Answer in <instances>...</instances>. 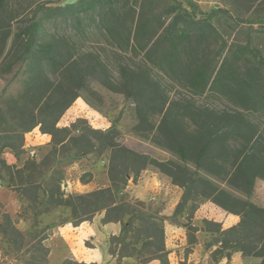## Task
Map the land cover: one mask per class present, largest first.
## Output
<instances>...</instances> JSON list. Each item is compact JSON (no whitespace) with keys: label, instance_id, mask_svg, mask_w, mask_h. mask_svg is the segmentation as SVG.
Instances as JSON below:
<instances>
[{"label":"trees","instance_id":"1","mask_svg":"<svg viewBox=\"0 0 264 264\" xmlns=\"http://www.w3.org/2000/svg\"><path fill=\"white\" fill-rule=\"evenodd\" d=\"M176 0H78L65 6L38 7L32 17L2 19L6 0H0V60L4 72L17 61L26 62L22 91L9 96L0 107V185L15 191L32 203L39 200L41 184L22 168L9 165L4 154L16 158L24 152L26 137L40 128L52 136L54 153L74 151L75 156L109 152L110 185L87 194L66 196L60 180L51 176L43 188L48 209L69 208L73 226L103 214L101 223L121 225L118 235L108 239L109 254L120 264L134 259L137 264H170L162 218L145 210L144 204L127 193L130 178L136 184L149 169L164 174L183 190L179 208L211 201L229 214L240 217L236 226L219 233V251L242 258H260L264 264V208L250 201L256 180L264 181V55L261 46L233 39L230 33L253 31L238 26L217 27L208 18L196 19L177 7ZM40 15V16H38ZM52 25L54 30H48ZM66 25L74 37L99 32L121 56L139 59L134 67H119L120 79L114 84L107 66L99 56L76 52L72 38L57 32ZM22 48L20 53L18 48ZM18 60L9 61L12 55ZM162 74L191 97L214 96L230 104L227 110L196 106L191 99H174L156 77ZM105 77L104 80H101ZM89 79L133 101L137 116L134 132L163 150L176 161H160L138 153L118 141V131L77 124L59 128L67 110L81 97ZM160 117L158 123L152 117ZM35 168V167H34ZM91 174L80 182L87 184ZM3 225L5 235L14 243L23 234L9 217ZM217 227V228H215ZM39 241L36 254L25 264H48L49 249ZM74 264H79L75 262Z\"/></svg>","mask_w":264,"mask_h":264},{"label":"rangeland","instance_id":"2","mask_svg":"<svg viewBox=\"0 0 264 264\" xmlns=\"http://www.w3.org/2000/svg\"><path fill=\"white\" fill-rule=\"evenodd\" d=\"M78 0H6V9L2 19L14 21L13 29L21 25L20 20L32 17L34 11L44 5L65 6ZM177 7L185 10L196 19H206L217 27L229 26L239 19L242 23L237 28L246 26L253 31H235L230 33V41L237 39L246 42L252 39L253 46H261L264 55V0H176ZM40 16V15H38ZM48 30H54L48 25ZM57 32L72 38L76 52L81 56L96 54L107 66V75L114 84L120 79L119 67L126 64L131 67L139 64V59L128 55H119L109 42L96 30L82 38L74 37V32L66 25H60ZM1 49V45H0ZM22 48H18L20 53ZM12 55L9 61L18 60ZM26 62L17 61L9 72H4L0 60V107L9 96H17L22 91L26 78ZM170 96L174 99H191L196 106L214 110H227L230 104L214 96L191 97L175 86L162 74L156 76ZM102 77L101 80H104ZM73 105L61 118L58 127L69 128L77 124L79 130L91 127L107 131L115 125L120 144L141 154L160 161H176L168 151L161 149L149 139L134 132L137 123L135 105L123 93L113 91L101 84V81L89 79L85 89L80 92ZM160 117H152L158 123ZM27 146L19 158L7 151L4 158L9 165L18 169L28 164L36 184H41L39 200L32 203L18 193L14 187L0 185V264H25L31 254H36L39 241L49 249L48 264H117L107 254L109 234L102 229L103 214H96L91 221L73 226L69 208L48 209L43 188L51 176L60 180L61 191L66 195L87 194L109 187L108 176L109 152H97L75 156L74 151L58 150L53 154L52 136H46L40 128L34 129L26 137ZM35 167V168H34ZM147 171V170H146ZM159 177L150 175L153 180L143 182L142 172L136 184L129 179L127 193L130 199L144 204L145 210L158 215L163 220L165 242L170 264H261L260 258H242L241 253H233L228 259L227 251H219L217 238L219 233L211 231L208 222L217 224L222 230L236 226L240 217L229 214L211 201L200 202L197 210L191 211V204L179 208L183 190L174 185L172 180L156 171ZM90 173L91 180L82 184L80 178ZM250 201L264 208V181L256 180ZM10 218L12 225L23 234L18 244L13 237L5 235L3 225ZM217 228V227H215ZM37 255V254H36ZM120 264H137L134 259H124ZM152 264H160L155 261Z\"/></svg>","mask_w":264,"mask_h":264},{"label":"crops","instance_id":"3","mask_svg":"<svg viewBox=\"0 0 264 264\" xmlns=\"http://www.w3.org/2000/svg\"><path fill=\"white\" fill-rule=\"evenodd\" d=\"M145 173H149V175H146V174L143 175V178H144L143 179V182H145L147 180H150V181L153 180V178H151L150 175L159 177L156 173H153V172L150 173L148 170L145 171ZM102 229H103V231L106 234H109V235H118L120 233V230H121V225L120 224H117V223H109V224H105V225L102 224ZM107 249H109V248H106V251H107ZM107 254L110 256L109 251H107ZM154 262H151L150 264H152Z\"/></svg>","mask_w":264,"mask_h":264}]
</instances>
